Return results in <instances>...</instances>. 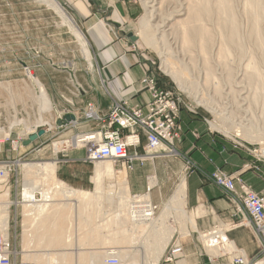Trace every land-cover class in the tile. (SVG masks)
Returning a JSON list of instances; mask_svg holds the SVG:
<instances>
[{
	"label": "rangeland",
	"instance_id": "374dc122",
	"mask_svg": "<svg viewBox=\"0 0 264 264\" xmlns=\"http://www.w3.org/2000/svg\"><path fill=\"white\" fill-rule=\"evenodd\" d=\"M135 1L141 4L144 9L142 15L137 20V23L135 25V32L138 37V46L152 56L155 61V68L157 72H160L161 74L166 76L165 80L167 85L169 87H173L176 90H182L168 75L162 72L161 64L164 57L168 58L174 69L177 67L175 71L179 72L183 69L185 70V72L183 73L184 75L182 76V79H184V83L186 86V89L182 90L184 101L187 104H192V106L197 107L198 115L207 118L210 121V126L214 124V128H212L213 130H216L227 137H238L249 142V140H247L245 137L243 138L242 136L235 135V130L243 124V126L247 125L246 127L251 126V129L256 133V137H262L263 140H260L259 143L251 141L249 143L253 144L252 147H258V145L264 147V19H259V21L261 22L257 21L256 23L252 24L254 20L252 19L253 17H251L252 15L250 13L251 11H253L250 8L254 6H252L251 4L252 1L255 3L259 1L258 4H264V0H228L230 2H233L231 3V5L233 11L235 9L234 14L238 26L237 34L239 37L238 40L240 41H238L235 46H227L229 44L225 42V36L229 30V27L225 26L221 30V28L217 25V21L219 20V18L215 16L217 15V13L213 12V15L209 19L205 20V24L207 23L206 26L208 27L210 32H212L211 35L212 38H214L212 39L211 44L205 49L204 52L206 54L199 51V45L197 44V42H194V44L192 43V50H190L192 52H190L191 54L188 53L189 55H186L185 53H183V51L180 52V48L176 47V45L172 42V39H170V37L167 35V32L170 31L162 32L164 29H167L161 26L163 22H167V19L172 15L173 9L177 8L179 4L183 2V0H165V2H162V8L160 7V10L153 12L154 16L150 18V14L147 12V8L145 7L146 0ZM42 2L43 1L40 0H0V138H3L5 140V144L8 145L9 149H11L12 147L11 141L16 140L18 135H22L23 132H28V127H36V121L40 116H43L46 122L53 125V122L49 120V115L52 113L53 107L51 110H48V112L46 110L44 111V108H42V105L39 101V93L33 89L34 86L32 77L37 78L34 68L28 66L30 67V72L24 71L22 63H27L26 65H28L29 61L33 63L32 58L33 56H36L43 66L44 63H46L47 60H50V58H52L51 56H53L55 58H53V62H58L55 64H57L58 66H63L64 64L68 63L66 60L72 58L73 55H75V57L77 58H82L83 56L81 46L74 34L62 22L58 14H56L49 6ZM57 2L66 11V13L72 19H74L70 11L67 10V8H65L59 0H57ZM143 19H148V25L145 29L140 28V21ZM73 21L75 27L83 34L85 40L88 42L91 55L90 61L93 63V53L85 32L78 26L75 19ZM256 27L258 28L257 37L253 35V30ZM236 45H239V48L238 46L236 47ZM222 46L226 47L227 49H225L228 50L224 54V57L223 55L221 57L220 52L218 51V49ZM203 53L205 56L203 55ZM189 56L190 58H192V61H189ZM84 60L86 59L84 58ZM86 61L89 62L88 60ZM53 62H51V66H56L53 64ZM208 70H211L209 71L210 75L207 73ZM252 70H255L252 74H259L257 75L259 79L257 77L253 79L256 83L253 80L251 82L248 81V75L251 74L250 71ZM29 73H31L32 76ZM206 74H208L210 77ZM189 87L191 88V90H189ZM200 101H203V103H200ZM208 105H210V107H212L214 111L208 109ZM221 126H224L226 130H224ZM232 130L234 131V133ZM49 133L50 135L44 141L40 142L37 145L41 149L38 153L26 150L22 144L17 147L18 150L11 153V156H15V159H20V161L18 162L20 166L17 165L15 167L16 171L11 173L12 177L10 181H12V183L14 182L16 177L17 181L19 183H22V185L25 180H32L36 184L41 183V173H38V175L36 173H31L28 175L24 173L23 165L25 163H43L51 161L56 162V160H58V162H64V165L67 166L77 163H69L71 159L83 160L84 152L82 150H63L65 148L64 145L62 146L63 142L61 140L75 135L76 133L82 135L85 132H78L76 129L69 127L65 128L63 131L53 130ZM76 137H74L73 139H76ZM16 153L18 154L16 155ZM103 161L108 160H102L101 162ZM98 162L100 161L83 163L84 166L79 167V172L73 170L76 167H71V169H69L70 171L72 170L74 176L76 175L83 178V180H81L80 182H69L70 184H65L58 179L56 174L57 181L61 186L64 185V187L66 188L71 187L72 190H84L91 192L93 195L97 194V192H95V183L93 181V178L95 175V166ZM108 162L112 163L111 161ZM146 164L147 165L144 167V169L140 170L142 172L141 181L145 184V176L147 175L155 176L158 180V184L153 190L150 191L152 202L159 205V210L156 212L154 219L155 222L158 219V222H156V225L154 226L160 228V231L158 232H161L169 225L173 226L176 229V232L171 236L170 240L166 244L164 251L166 247H168L169 243L174 240L182 244V241L184 239L193 237L198 239L199 241L198 244H200V255L207 256V258L214 263H219V261L222 260L223 257H228L229 264H234V254H231L228 251L233 248H230L228 250L225 248H220L221 251L218 254L210 253L207 251V247H205L204 238H202L203 234H206V232L213 230L214 225L218 226V229H221V227H223V223H216L206 231L197 230L190 232L189 229V231L184 234L181 229L183 227L180 226L183 225V223L187 224V218L185 219L186 213L185 211H183V208H177L178 210L176 211L178 212H176V215L174 212H171V217L167 216L168 218L165 217L162 219V211L164 207L169 203L168 199L173 194V191H175L182 178H184V175L182 173L183 163H181L179 157H158L153 162L148 161ZM60 165L61 164H56V167ZM153 167L154 169H156V173L152 172L154 170ZM114 169V176L111 179H105L103 177L104 190L107 191L109 189L106 187L110 183L112 185V192H100L102 196H111L112 194V198H110L108 202H102L100 206L101 209L99 207L100 210L96 209L95 206L93 207V204L91 205V212L88 213L90 222H84L83 225H80L81 229L77 231L79 241H81L82 238L87 237V234L90 235L88 231L93 230V228L97 225H101V221H99L98 219H104L106 215L110 213L111 216H116L118 215L117 213H119L115 212L118 207L117 203L114 204V202L112 203L111 201L112 199L114 200L115 197H118L123 193L122 186L124 183L122 180L124 177L126 178V174L120 175L115 172V167ZM44 180L51 179H47L45 177ZM77 185L79 188H77ZM21 191V186L18 185L17 191L13 190L12 193H10L11 197L9 194V201L12 203L8 206V235L10 233V236H12V238H16V249L19 252L18 259H25V255H32V253L34 254L37 252H41L40 250L42 247L36 244L38 240H35L34 238L32 239L34 241V246H32V243H30V241L29 247H25V244L27 242L26 236L28 232H25L23 225V206L21 205V203H19L18 207L12 206V204L14 203L13 201H21ZM53 191L56 192V189H54ZM115 191H118V196L117 194L115 195ZM145 191L146 189L144 188L143 191L136 192L133 191L130 187L131 194H142ZM37 197L41 199L40 195H37ZM9 201L8 199L6 200V202ZM64 203H69V207ZM73 206L74 202H65L63 200L61 201L59 206L60 209L58 210H60L62 213L66 212V214L68 213V215L70 216L72 214L71 209L73 208ZM81 206L82 205H79L77 209L81 210ZM97 210L100 212H98ZM167 211H169V209H167ZM182 212H184V215L183 217H180L182 216ZM194 212L195 211L190 212L188 210L189 214L193 215ZM88 214H84L87 219ZM97 215H101L102 218L101 216L98 218ZM78 216L80 220L82 217L80 215ZM116 218L118 219L119 223L125 222V219L123 221L121 218ZM240 222H242V220ZM68 223L69 222L67 220L66 223L64 222L62 214L63 226H65V224L69 225ZM106 223L107 225L105 227L102 226V230H100V234L103 237L106 234H110L111 230L117 227V225H120L119 223L116 224L113 222ZM237 224H239V222L227 224L225 229L229 228L230 230H227L224 234L227 235L228 238V232L234 229ZM185 229L187 230V227ZM137 231H140V234H144V231L141 232V229H137ZM136 232L131 235H135ZM33 233H35L36 237V234H39V236L40 234H42L38 232L37 228L34 229ZM60 233L62 235L65 234L63 228L61 232H56V234L61 237ZM147 233L149 236L146 237L145 240L142 239L141 241L144 244L150 243L151 241L153 242V239L156 240L154 236L158 235L156 234L157 232L155 233L154 231H147ZM256 235L260 239V253H264V230L263 234L260 233ZM152 236L154 238H152ZM147 238L148 241L146 240ZM72 239H70V242H73ZM99 241L103 242L101 245H106L110 240H95V242L100 243ZM131 243L132 241H129L123 245L128 249L130 248V251L134 254V264H143L142 262L143 259H145V254L147 255L149 253H143L144 255L141 256L142 252H139L138 250L145 251V246L142 245V243L139 247L138 245L132 246ZM123 245L121 244L119 247L122 248ZM235 246L236 248L234 247V250H237L239 252L242 251L243 254L246 255L242 248L238 247L236 244ZM59 248L61 247L55 246L51 248V250H55L56 253L60 254ZM56 249L58 250L56 251ZM91 249L92 251L94 250L93 248H90L88 250ZM224 249L227 251H223ZM71 250L68 249L67 251L70 252ZM81 251L86 252L85 250ZM164 251L161 256L164 254ZM103 257L104 256L99 257L98 259L100 264H104ZM246 259L247 261L244 264H251L252 260H250L248 256L246 257ZM40 262L46 264V261L44 259L40 260ZM85 264L91 263L90 261H86Z\"/></svg>",
	"mask_w": 264,
	"mask_h": 264
},
{
	"label": "crops",
	"instance_id": "0c3cea01",
	"mask_svg": "<svg viewBox=\"0 0 264 264\" xmlns=\"http://www.w3.org/2000/svg\"><path fill=\"white\" fill-rule=\"evenodd\" d=\"M59 1L70 11L78 26L85 32L93 53V63L84 60L83 56L82 59L75 55L66 60L75 69V76L81 86V91L77 95H72V86L68 82L70 66L68 68L58 66L55 64L58 62H53L55 59L53 56L43 66L36 56L32 58L33 63L28 62V66L34 68L36 77L52 103L53 111L49 115V120L58 121L63 119L65 114H73L77 122L75 125L74 121L62 124H65L66 128L72 127L78 132H86L98 127L96 121L85 117L87 104H92L93 110L100 116L109 112L113 100L125 101L132 106L144 108L151 95L142 88L140 80L148 75L155 77L160 88H170L166 83V76L157 72L152 56L138 46V41H132L128 35L136 34L135 25L144 11L141 4L135 0ZM51 62L56 66H51ZM204 118L181 110L178 119L180 133L175 148L183 163L182 173L185 181L183 209L186 212L187 229L188 231L190 229V232L206 231L216 223H223V227H226L227 224L239 222L228 232V236L244 250L250 260H254L261 254L260 239L240 215H233L229 200L208 175L216 169L238 174L255 192L264 195V166L258 171L247 167L254 164L253 155L219 133L212 132ZM49 135L50 133L45 132L29 145L23 144V147L30 152L38 153L41 149L37 145ZM16 150L18 148L9 149L4 142L0 160L12 162L14 168L20 166L18 163L20 159L11 156ZM138 150L141 151V148ZM69 163L76 164L66 166L64 162L57 163L61 164L56 169L58 179L65 184L83 180L79 176H74L69 169L76 167L73 170L79 172V167L89 162L71 159ZM146 165L136 166L133 171L126 174L129 190L130 187L136 192L146 189L147 177L151 175L145 176L144 184L140 171ZM188 165L191 167L189 170ZM152 172L156 173V169ZM11 177L10 174L9 194L13 190L17 191L18 185L22 190V183L17 181V177L13 183L10 181ZM13 202L12 206L18 207L19 202ZM187 209L190 212L195 211L194 214H189ZM198 243V239L193 237L184 239L182 241L184 255L181 258L165 261L162 255L156 264H229L228 257L214 263L207 256L200 255Z\"/></svg>",
	"mask_w": 264,
	"mask_h": 264
},
{
	"label": "bare ground",
	"instance_id": "6f19581e",
	"mask_svg": "<svg viewBox=\"0 0 264 264\" xmlns=\"http://www.w3.org/2000/svg\"><path fill=\"white\" fill-rule=\"evenodd\" d=\"M40 1H43L56 14H58L62 22L70 29V31L77 38L81 46V51H82L84 58L88 60L89 63H91L90 61L91 55L89 51L88 42L85 40L83 34L75 27L73 19L66 13V11L61 7V5L57 2V0H40ZM230 1L228 0H183V2L181 1L182 3L179 4L177 8L173 9L171 17H169L168 15L169 18L168 19L166 18L167 22L162 23L161 26L167 29V30L164 29L162 32L170 31V32H167V35L170 37V39H172V42L176 45V47L180 48L181 50L180 52L183 51V53H185L186 55L191 54L190 52L192 51L190 50H192L191 47H192V43L194 44V42H197V44L199 45L198 46V48H200L199 51L204 52L207 46L211 44L212 39H214L212 38V35H211L212 32H210V30L206 26L207 23L205 24V20L209 19L213 15V12H215L217 13L218 16L215 15V13L214 15L219 18V20L217 21L218 22L217 25L221 28V30L225 26L229 27V30L225 36V42L229 44L227 46H230V45L235 46V44L240 40H238L239 37L237 34L238 26H237V21L235 19V14H234L235 9L233 11V8L231 5V3L233 2H230ZM162 2H165V0H146L145 1V7L147 8V12L150 14L149 18L154 16L153 12L160 10ZM258 2L255 3L252 1L251 3L252 6L254 5L253 6L254 8L253 7L250 8L251 10H253L250 12L252 15L251 17H253L252 19L254 20L252 24L259 21V19L261 20L264 19V4L262 3L258 4ZM251 4H250V7H251ZM147 25H148V19H143L140 21L141 29H145ZM257 33H258V28L256 27L253 30V35L257 37ZM177 43H178V46H177ZM237 46L239 48V45H236V47ZM225 48L226 47L222 46L218 49L221 57L222 55L224 57V54L226 53V51H228L226 50L227 48L226 49ZM190 60L192 61V58H190L189 56V61ZM24 65L26 64H23V66ZM161 69H162V72L168 75L180 89L182 90L186 89L184 79H182V76L184 75L183 73L185 72L184 69L179 72L175 71V69L173 68L172 64L170 63L167 57H164V59L162 60ZM209 71L211 70L207 71L208 74L210 73ZM252 71H250L251 74L248 73L249 74L248 81L250 82L255 77H257V75H259L258 73L255 75L252 74L254 73L255 70L253 72ZM29 74L32 76L31 73ZM208 74L206 75L209 76L210 74L209 75ZM32 78H33V86H34L33 89L39 93L40 104L42 105V108H44V111L46 110L48 112V110L52 109V103L46 94L45 88L43 87L42 83L37 78H34V77ZM189 90H191V88ZM200 103H203V101H200ZM207 107L211 111H214V109L210 107V105H208ZM46 123L47 122L45 121L43 116H40L38 120L36 121V124L39 126H41L42 124H46ZM213 125L210 126L211 129L214 128ZM243 125L239 127L237 126L238 128L235 130V135L242 136L243 138L245 137L247 140H249V142L251 141V142L259 143L260 140H263L262 137H259V138L256 137V133L255 131L251 129V126L246 127L247 125L246 126H243ZM32 127L33 126L27 128V131H28L27 138L29 135L35 133L32 131L34 130V127L33 129ZM221 127L224 130H226L224 126H221ZM27 138L25 140H27ZM76 139H73V142H72L73 145L77 144L78 146H81L88 140V137H86V134H82L76 137ZM25 140L22 141V144ZM55 147H58V146H55ZM262 152L264 153V150ZM56 164H57L56 162L51 161V162H43V163L30 162V163H25L23 165L24 173L26 175L31 174V173H36L37 175L38 173L42 174V176L40 177L41 183L39 184H36L32 180H29V181L25 180L22 185L23 189L20 193L21 201L19 203H21V205L23 206V225H24L25 232H28L26 236L27 242L25 244V247H29L30 243H32V246H34V241L32 240L34 238L35 240H38L36 244L43 248V249L41 248L40 250L41 252H37L34 254L32 253V255H25L26 260L31 259L39 264H45L43 262H40V260L42 259L46 261V264H85L86 261H90L91 264H100L98 260L99 257L105 256L106 250L111 249V250H114L117 256H119L121 264H134L135 262L134 254L130 251V248L128 249L126 246L124 247L123 244H126V242H129V241L130 242L132 241L131 243L132 246L138 245L139 247L142 243L141 242L142 239L145 240V238L149 236L147 231L148 232L154 231L155 233L157 232L156 234H158L154 236L156 240L153 239V242L151 241L150 243H147V244L142 243V245H144L146 248L145 251L144 250L140 251L138 249L137 250L139 252H142L141 256H143L146 252L149 253L147 255L145 254V259H143V262H142L143 264L144 263L145 264H156L159 261L160 256L163 253L166 244L170 240L171 236L176 232V229L173 226L169 225L167 227L165 226L166 228L163 227L165 229L163 230L161 229L162 230L161 232H158L160 231L159 230L160 228H158L157 226H154L156 225L155 223L158 222V219L156 222L154 221L155 215L153 218L144 216L146 215L145 211L151 206L152 200H151L150 192L145 191L142 194L140 193L139 197H137L138 199L133 200L130 195L131 192L127 184V178L124 177L122 180L124 183L122 186L123 193L118 196V191H115V195L117 194L118 197L114 198L113 196L114 200L112 199L111 201L112 203L114 202V204L117 203V206L119 207V209L117 207L116 211L115 210L114 211L119 212L117 213L118 215L111 216L110 215L111 213H110L106 215L104 219L102 218L101 215L99 216L97 215L98 218L100 216L102 218L101 220L98 219L99 221H101V225H97L96 227L93 228V230L88 231L90 235L92 234L91 236L87 234V237H84L81 239V241H79L77 231L81 229L80 225H83L84 222H90L88 213L91 212V205L93 204V207L95 206L96 209L100 210L101 209L100 206L102 202L104 201L108 202V200L112 198V194L111 196L110 195L102 196L100 192L102 193L103 191H105L106 193L112 192V185L110 183H109L110 185L108 184L106 187L109 189L107 191L104 190L103 177L105 179L106 178L111 179L114 176L115 169H114L113 164L108 161H103V162L100 161L96 164L95 175H94L93 181L95 183V192H97V194L93 195L91 192H88V191L72 190L71 187L66 188L64 187V185L61 186L60 183H58L57 178H56V168H57ZM43 175L47 179H51V180H44L45 177ZM147 184L149 188H153L158 184V180L156 179L155 176H151ZM9 186H10L9 182L0 183V227H1L0 230H1V234H3L4 236L8 234V217H9L8 206L11 205L12 203L9 201V191H8ZM54 189H56V192L53 191ZM37 195H40L41 199H39ZM184 197H185V181H184V178H182L180 183L177 185L175 191H173V194L168 199L169 203L164 207L162 211V216H163L162 219L167 216L171 217V212H174L176 215V212H178L176 210H178L179 208L185 209ZM7 199L9 202H6ZM63 200L65 202H68V201L74 202L73 208L71 207L72 214L70 216L68 215V213L67 214L66 212L62 213L60 210H58L60 209L59 206H60L61 201ZM135 201H139L138 206L141 207L139 212L131 208V206L133 205ZM68 204L69 203H66L65 205L69 207ZM79 205H82L81 210L77 209ZM167 209H169V211H167ZM62 214H63L64 222L66 223V220H67L69 222L68 223L69 225L65 224V226H63ZM84 214H88V219L84 216ZM78 215L82 217L81 218L82 220L81 219L79 220ZM183 215H184V212H182V216L180 217H183ZM116 217L121 218L123 221L125 219V222H121L122 224L119 223ZM186 218L187 217H185V219ZM106 222L108 223L113 222L116 224L119 223L120 225L119 226L117 225V227L111 230L110 234H106L103 237L100 234V230H102V226L105 227L107 225ZM180 226L183 227L181 229L184 234L188 232V229L187 230L185 229L187 227L186 223H183V225H180ZM36 228L38 229V232L42 233L40 234V236L39 234H36L37 237L35 236V233H33L34 229ZM62 228L64 229L65 234L62 235L60 233L61 235L60 237L56 234V232L58 231L61 232ZM225 228L226 227H223V229L221 228L222 231L217 230L215 234H213L214 233L212 232L213 230L206 232V234H203L202 238H204L205 247H207L206 249L208 252L218 254L221 251L220 248L221 249L225 248L227 250L230 248L234 249V247L236 248L234 242L230 240L227 237V235L224 234L227 230H230V229L229 228L225 229ZM137 229H141V232L144 231V234L142 233L143 237H142V234H140V231H137ZM135 232H136L135 235H131V234H134ZM154 237L152 236V238ZM216 237H219V241L216 239ZM70 239H72L73 242H70ZM96 239H102V241L109 239L110 241L106 245H101L103 242L101 241H99L100 243L95 242ZM146 240L148 241V238ZM121 244L123 245L122 248L119 247ZM55 246L61 247L59 248L60 254L56 253L55 250H51V248ZM90 248H93L94 250L93 251L92 249L88 250ZM68 249L69 250L72 249L71 250L72 252L67 251ZM225 249L223 251H227ZM57 250L58 249H56V251ZM81 250H85L86 252H82ZM244 256L246 255L244 254ZM103 261H104V257H103Z\"/></svg>",
	"mask_w": 264,
	"mask_h": 264
},
{
	"label": "built area",
	"instance_id": "2783aa9c",
	"mask_svg": "<svg viewBox=\"0 0 264 264\" xmlns=\"http://www.w3.org/2000/svg\"><path fill=\"white\" fill-rule=\"evenodd\" d=\"M71 64H64L62 68H68ZM24 71L30 72L28 65L23 66ZM69 84L72 86V95H77L81 91V86L75 76V69L71 67L68 78ZM142 88L146 89L151 99L144 108L138 105H130L125 101L113 100L109 112L100 116L94 110L92 104H87L85 117L96 121L98 127L86 131L88 140L81 146L73 145L74 137L81 135L76 133L64 140L63 150H82L84 152V162H95L108 160L111 161L116 168L118 174H127L135 169L136 166H144L148 161L153 162L158 157L178 156L180 155L176 148L175 142L179 137L180 127L178 119L181 110H185L190 114L197 115V107L187 104L184 101L182 91L171 88H160L154 76L148 75L140 80ZM209 129L212 132L219 133L223 137L240 146L254 157V164L247 167L260 170L264 166V150L261 145L252 147L253 144L238 137H227L220 132L211 129L210 121L204 118ZM42 126H36L33 132L37 133L39 129H44L49 133L53 130L63 131L65 124H58L57 120L51 121ZM77 122L74 121V125ZM28 132L18 135L16 140H12L11 144L16 149L22 141L27 138ZM5 142L0 138V152ZM23 145V144H22ZM141 148V151L138 149ZM58 162V160H56ZM187 169H191L188 165ZM15 172L12 162L0 160V183L9 182L10 174ZM209 179L222 191L229 200L233 215H240L246 224L253 228L256 234H263L264 230V195L255 192L248 184H246L238 174H229L221 169L211 172ZM147 177V183L149 178ZM153 188L146 185V191L150 192ZM132 199H138V193L131 194ZM139 201H135L131 208L140 211ZM159 210V205L151 201V206L145 213L148 217H154ZM220 228V227H219ZM223 228V227H221ZM218 226H213V234ZM217 235V234H216ZM218 236V235H217ZM219 241V237H216ZM16 238H12L7 234L4 236L0 233V264H39L33 260L18 259L19 252L16 249ZM233 255L234 264H244L247 259L243 252L230 249ZM184 254L183 245L175 240L170 242L163 255L165 261H174L181 258ZM104 264H121L119 256L114 250L107 249L104 256ZM251 264H264V253L251 261Z\"/></svg>",
	"mask_w": 264,
	"mask_h": 264
},
{
	"label": "water",
	"instance_id": "95a60500",
	"mask_svg": "<svg viewBox=\"0 0 264 264\" xmlns=\"http://www.w3.org/2000/svg\"><path fill=\"white\" fill-rule=\"evenodd\" d=\"M129 37L131 38L132 41H138V37L136 34L133 33H129L128 34ZM72 121H75V116L73 114H65L63 116V119H59L58 120V124H62V123H70ZM45 133L44 129H39L37 131V133L31 134L28 136L27 140H25L23 142L24 145H29L30 143H32L33 141H35L38 137L42 136Z\"/></svg>",
	"mask_w": 264,
	"mask_h": 264
},
{
	"label": "trees",
	"instance_id": "16d2710c",
	"mask_svg": "<svg viewBox=\"0 0 264 264\" xmlns=\"http://www.w3.org/2000/svg\"><path fill=\"white\" fill-rule=\"evenodd\" d=\"M171 88V87H170Z\"/></svg>",
	"mask_w": 264,
	"mask_h": 264
}]
</instances>
